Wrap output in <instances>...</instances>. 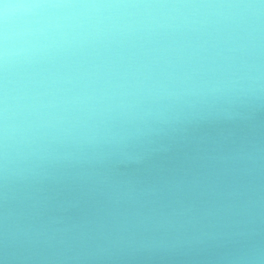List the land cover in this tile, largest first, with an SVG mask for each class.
Segmentation results:
<instances>
[{
	"label": "clouds",
	"instance_id": "9594fccd",
	"mask_svg": "<svg viewBox=\"0 0 264 264\" xmlns=\"http://www.w3.org/2000/svg\"><path fill=\"white\" fill-rule=\"evenodd\" d=\"M0 264H264V0H0Z\"/></svg>",
	"mask_w": 264,
	"mask_h": 264
}]
</instances>
